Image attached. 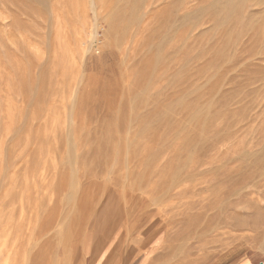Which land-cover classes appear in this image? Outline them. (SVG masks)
Listing matches in <instances>:
<instances>
[{"label": "rangeland", "instance_id": "rangeland-1", "mask_svg": "<svg viewBox=\"0 0 264 264\" xmlns=\"http://www.w3.org/2000/svg\"><path fill=\"white\" fill-rule=\"evenodd\" d=\"M107 253L264 264V0H0V261Z\"/></svg>", "mask_w": 264, "mask_h": 264}, {"label": "crops", "instance_id": "crops-1", "mask_svg": "<svg viewBox=\"0 0 264 264\" xmlns=\"http://www.w3.org/2000/svg\"><path fill=\"white\" fill-rule=\"evenodd\" d=\"M110 253V252H109ZM107 255H108V253L107 254H105V255H103L104 256V260H102V262H101V264H112L113 263V261H112V259H114L115 258V256H116V254H115V252L113 253V255H115L114 256V258H112L110 261H105L106 260V257H107ZM101 257H102V255H101ZM101 257H100V259L99 260H94V261H91L92 262V264H97V263H100V261H101ZM134 257V256H133ZM124 259V255H123V258L122 259H120L119 261H118V263L117 264H126V262L123 260ZM134 260H135V258H134ZM134 262V261H133ZM132 262V263H133ZM148 261L147 260H144L141 264H148L147 263ZM132 263H128V264H132ZM248 262H246V261H241V262H238V263H236V264H247Z\"/></svg>", "mask_w": 264, "mask_h": 264}, {"label": "bare ground", "instance_id": "bare-ground-1", "mask_svg": "<svg viewBox=\"0 0 264 264\" xmlns=\"http://www.w3.org/2000/svg\"><path fill=\"white\" fill-rule=\"evenodd\" d=\"M95 180V179H94ZM96 182V181H95ZM94 184H96V183H94ZM9 258V257H8ZM2 261H0V262H2L1 264H12V262H10V259H4V258H2L1 259Z\"/></svg>", "mask_w": 264, "mask_h": 264}]
</instances>
